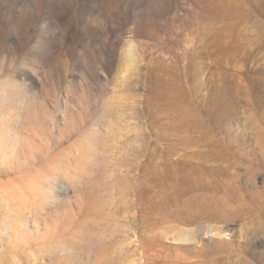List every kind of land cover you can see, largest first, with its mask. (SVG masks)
Wrapping results in <instances>:
<instances>
[{
  "label": "rangeland",
  "instance_id": "1",
  "mask_svg": "<svg viewBox=\"0 0 264 264\" xmlns=\"http://www.w3.org/2000/svg\"><path fill=\"white\" fill-rule=\"evenodd\" d=\"M0 85V264H264V0H0Z\"/></svg>",
  "mask_w": 264,
  "mask_h": 264
},
{
  "label": "bare ground",
  "instance_id": "2",
  "mask_svg": "<svg viewBox=\"0 0 264 264\" xmlns=\"http://www.w3.org/2000/svg\"><path fill=\"white\" fill-rule=\"evenodd\" d=\"M10 74H9V77H10ZM9 77L7 76V78H9ZM7 78L5 80H7ZM3 82H4V80H3ZM13 85H15V83ZM0 87H1V85H0ZM1 89H2V87H1ZM18 89H21V88H18ZM1 93H2V91H1ZM8 93L9 94L3 100H0V114H2V116H3L4 114L6 115L7 113H14L13 106L17 103H20L21 106L23 107L22 109L25 110V108L28 104V99H29L28 98L29 97V89L27 88V86H23V88L20 91H18L16 87H11ZM2 95H3V93H2ZM11 116L9 115V117H11ZM13 121H14V123L23 124L22 120H18V121L16 120L15 121V119H14ZM13 121L6 122L5 120L0 119V127H1L0 128V155L3 154L2 155L3 159L0 158V178H4L5 176H11V175L16 174V172H20L13 165V160L11 158V153H13V150L9 151L6 148H3L4 142L2 141L3 138H6V137H4V134H3V131H5V130L7 131V136L12 139V134H13L12 127H14L13 126L14 123H12ZM8 137H7V139H8ZM48 187H51V184ZM48 187L44 188V186H42V189H43L44 194L46 196H49L48 193L46 192L47 191L46 189H48ZM50 192H52V191H50Z\"/></svg>",
  "mask_w": 264,
  "mask_h": 264
}]
</instances>
